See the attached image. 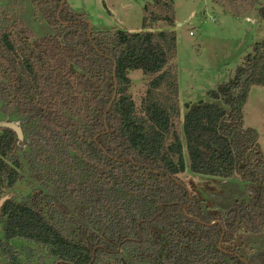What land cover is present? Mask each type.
I'll use <instances>...</instances> for the list:
<instances>
[{
	"label": "trees",
	"instance_id": "1",
	"mask_svg": "<svg viewBox=\"0 0 264 264\" xmlns=\"http://www.w3.org/2000/svg\"><path fill=\"white\" fill-rule=\"evenodd\" d=\"M62 2L31 0L54 30L34 40L0 6V118L24 135L0 127V194L32 188L0 208V259L24 264L19 240L46 252L40 264H264V153L244 124L251 89L264 86V40L182 121L173 0L146 4L142 31L110 36L90 35L86 16ZM219 4L264 21V0ZM137 70L148 79L140 107ZM187 170L239 179L244 201L211 211L180 179Z\"/></svg>",
	"mask_w": 264,
	"mask_h": 264
},
{
	"label": "rangeland",
	"instance_id": "2",
	"mask_svg": "<svg viewBox=\"0 0 264 264\" xmlns=\"http://www.w3.org/2000/svg\"><path fill=\"white\" fill-rule=\"evenodd\" d=\"M152 0H67L69 6L86 16L96 32L110 36L117 30L142 31L144 6ZM221 0H173L175 5V31L178 34V70L180 86L181 119L187 113L186 105L194 107L200 102H211L207 93L221 83L229 81L245 58L252 53V46L264 40V21L256 11L236 17ZM0 6L17 14L30 31L32 40L52 35L54 30L35 11L31 0H0ZM246 17V18H245ZM178 24H182L178 26ZM166 26L155 23L154 29ZM192 34V35H191ZM132 82L130 93L140 107L145 96L148 79L141 71L129 72ZM4 118H0L2 121ZM6 121V120H4ZM245 128L259 134V148L264 153V86L251 89L244 108ZM185 160L188 157L185 153ZM191 191L204 200L211 211L225 215L232 208L234 199L243 202L245 184L239 179L222 180L192 175L189 170L180 176ZM32 194L27 181L9 192L18 203ZM0 194V201L5 198ZM5 221L0 218V240L4 239ZM21 254L24 264H40L48 260L46 252L32 243L11 242ZM0 259V264H5ZM49 264L52 260L49 259Z\"/></svg>",
	"mask_w": 264,
	"mask_h": 264
},
{
	"label": "water",
	"instance_id": "3",
	"mask_svg": "<svg viewBox=\"0 0 264 264\" xmlns=\"http://www.w3.org/2000/svg\"><path fill=\"white\" fill-rule=\"evenodd\" d=\"M67 0H63L62 5H61V10L63 9L65 3ZM86 23L89 25V34L91 35L94 28L92 24L86 20ZM182 24H178V26H181ZM0 127L3 129H9L12 130L14 133H16L19 142H22L24 140V135H23V130L21 128L20 122H9V121H3L0 123ZM9 200V197H5L0 201V208L3 206V204ZM264 252L257 251V256H262ZM250 260L253 262V256H251Z\"/></svg>",
	"mask_w": 264,
	"mask_h": 264
},
{
	"label": "flooded vegetation",
	"instance_id": "4",
	"mask_svg": "<svg viewBox=\"0 0 264 264\" xmlns=\"http://www.w3.org/2000/svg\"><path fill=\"white\" fill-rule=\"evenodd\" d=\"M6 121H9V120H6ZM3 122V121H2ZM10 122V121H9ZM258 251V250H257ZM260 251V250H259ZM262 252V251H261Z\"/></svg>",
	"mask_w": 264,
	"mask_h": 264
},
{
	"label": "crops",
	"instance_id": "5",
	"mask_svg": "<svg viewBox=\"0 0 264 264\" xmlns=\"http://www.w3.org/2000/svg\"><path fill=\"white\" fill-rule=\"evenodd\" d=\"M139 32V31H138ZM181 93V92H180Z\"/></svg>",
	"mask_w": 264,
	"mask_h": 264
},
{
	"label": "built area",
	"instance_id": "6",
	"mask_svg": "<svg viewBox=\"0 0 264 264\" xmlns=\"http://www.w3.org/2000/svg\"><path fill=\"white\" fill-rule=\"evenodd\" d=\"M192 35V34H191Z\"/></svg>",
	"mask_w": 264,
	"mask_h": 264
}]
</instances>
